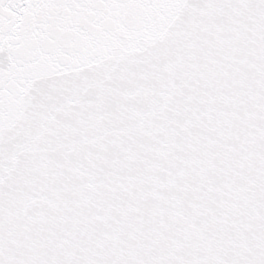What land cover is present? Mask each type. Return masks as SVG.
<instances>
[{"label":"snow or ice","instance_id":"obj_1","mask_svg":"<svg viewBox=\"0 0 264 264\" xmlns=\"http://www.w3.org/2000/svg\"><path fill=\"white\" fill-rule=\"evenodd\" d=\"M0 264H264V0H0Z\"/></svg>","mask_w":264,"mask_h":264}]
</instances>
